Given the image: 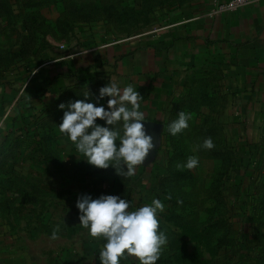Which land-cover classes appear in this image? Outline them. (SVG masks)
Here are the masks:
<instances>
[{
	"label": "rangeland",
	"instance_id": "obj_1",
	"mask_svg": "<svg viewBox=\"0 0 264 264\" xmlns=\"http://www.w3.org/2000/svg\"><path fill=\"white\" fill-rule=\"evenodd\" d=\"M177 1L0 0V264H100L105 241L79 224L82 194L119 195L133 210L161 200L168 244L157 264H264V129L251 151L241 150L219 69L195 72L172 98L156 152L132 177L90 165L58 128L61 103L95 102L101 87L116 82L109 58L93 66L97 58L58 60L87 50L94 34L106 43L129 42L160 26ZM70 62L91 67L90 81L71 74ZM42 66L52 77L39 97L50 83L56 96L29 110L23 89ZM107 99L100 103L107 106ZM32 111L30 133L10 135ZM180 111L191 119L174 136L168 126ZM209 137L211 150L202 147ZM193 156L198 166L183 167ZM121 264L139 260L128 256Z\"/></svg>",
	"mask_w": 264,
	"mask_h": 264
},
{
	"label": "crops",
	"instance_id": "obj_2",
	"mask_svg": "<svg viewBox=\"0 0 264 264\" xmlns=\"http://www.w3.org/2000/svg\"><path fill=\"white\" fill-rule=\"evenodd\" d=\"M225 1L178 0L160 26L129 42L106 43L101 34H94L87 50L58 61L63 65L78 55L81 62L109 58L115 62V81L121 88L131 83L143 97L146 120L157 123L166 119L170 101L192 74L219 69L231 91L233 131L242 147L244 140H254L264 129V0L220 11L219 4ZM51 67L37 70L42 84L41 73L52 77ZM56 89L50 83L45 93L54 98Z\"/></svg>",
	"mask_w": 264,
	"mask_h": 264
},
{
	"label": "clouds",
	"instance_id": "obj_3",
	"mask_svg": "<svg viewBox=\"0 0 264 264\" xmlns=\"http://www.w3.org/2000/svg\"><path fill=\"white\" fill-rule=\"evenodd\" d=\"M105 97L107 106L100 103ZM142 99L131 83L121 88L117 82H108L99 89L95 102L61 103L59 108L64 113L59 131L74 143L90 165L99 169L111 166L119 176L132 177L157 147L144 123ZM98 119L104 124L98 123ZM190 119V113L180 111L168 126L169 133L174 136L182 133L189 127ZM202 147L211 150L215 145L209 137ZM198 164V158L193 156L183 167L192 169ZM76 207L79 224L91 237L105 241L99 251L100 264H121L128 256L137 257L139 264H157L168 244V236L160 230L158 213L164 211L165 205L159 199L133 210L131 201L119 195L101 194L93 198L91 194H82ZM56 235L54 231L52 238Z\"/></svg>",
	"mask_w": 264,
	"mask_h": 264
},
{
	"label": "trees",
	"instance_id": "obj_4",
	"mask_svg": "<svg viewBox=\"0 0 264 264\" xmlns=\"http://www.w3.org/2000/svg\"><path fill=\"white\" fill-rule=\"evenodd\" d=\"M98 60H101V61H103V59L101 58V59H99V58H97L96 59V61L91 65V66H93V65H95V64H97V61ZM103 63H105V62H103ZM69 66H70V73L71 74H73L74 73V75H76L77 77H82V79L83 80H86V82H89L90 81V79L92 78L91 77V75L93 76V73H94V71H92V68L91 67H89V68H86V69H82V68H77V67H75L74 65H72L71 64V62L69 63ZM41 75H42V77H43V82H45V81H47L48 79H50L49 78V76H47L46 77V74H43V73H41ZM36 77H33L32 78V80H31V82H33L31 85H27L24 89H23V94H24V96H25V98H28V101H27V105H28V109L29 110H32V109H37L38 108V105L40 104V102H43V103H45V101H50L49 99V95H47L46 93H44L43 95H44V97H38L37 96V94H38V87L40 86V85H42V81H38V78H39V76L38 75H35ZM39 84H38V83ZM48 82H49V80H48ZM43 88L44 87H42L40 90H43ZM31 95H34L35 96V98L34 99H29V98H31ZM37 96V97H36ZM36 103H38V104H36ZM43 106V105H42ZM40 107V106H39ZM28 111V110H27ZM33 112V111H32ZM30 119L28 120V118H21L22 120H21V122L22 123H20L19 124V126H18V129H16L15 131H10V135H12V136H14V135H16V134H18V133H22V132H29L30 133V128H31V126H32V120H33V117L35 116L34 115V112L33 113H30ZM244 144H243V146L241 147V150H245V151H249L248 149H250V146L253 144L252 142H251V140H249V139H247V140H244V142H243ZM243 148V149H242ZM250 151H251V149H250ZM250 158V157H249ZM253 160H254V158H253Z\"/></svg>",
	"mask_w": 264,
	"mask_h": 264
},
{
	"label": "built area",
	"instance_id": "obj_5",
	"mask_svg": "<svg viewBox=\"0 0 264 264\" xmlns=\"http://www.w3.org/2000/svg\"><path fill=\"white\" fill-rule=\"evenodd\" d=\"M255 0H228L219 4L220 11H236L242 7H245Z\"/></svg>",
	"mask_w": 264,
	"mask_h": 264
},
{
	"label": "water",
	"instance_id": "obj_6",
	"mask_svg": "<svg viewBox=\"0 0 264 264\" xmlns=\"http://www.w3.org/2000/svg\"><path fill=\"white\" fill-rule=\"evenodd\" d=\"M144 123H145L148 133L154 136V140L157 145L159 141L160 132L162 131V124L157 123V122L147 121V120ZM155 152H156V149L150 152L149 158H151L152 154H154Z\"/></svg>",
	"mask_w": 264,
	"mask_h": 264
}]
</instances>
